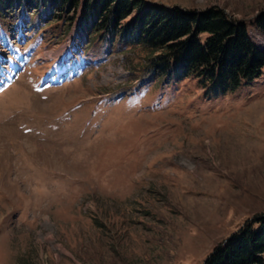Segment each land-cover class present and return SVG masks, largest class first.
<instances>
[{
    "label": "rangeland",
    "instance_id": "obj_1",
    "mask_svg": "<svg viewBox=\"0 0 264 264\" xmlns=\"http://www.w3.org/2000/svg\"><path fill=\"white\" fill-rule=\"evenodd\" d=\"M147 1L222 9L264 48V0ZM75 31L0 14V264H202L264 211V66L207 95Z\"/></svg>",
    "mask_w": 264,
    "mask_h": 264
},
{
    "label": "trees",
    "instance_id": "obj_2",
    "mask_svg": "<svg viewBox=\"0 0 264 264\" xmlns=\"http://www.w3.org/2000/svg\"><path fill=\"white\" fill-rule=\"evenodd\" d=\"M21 7L62 21L67 29L76 22V47L88 48L94 39L139 47L150 72L194 77L207 95L252 81L264 66V48L253 43L246 23L217 7L184 9L147 0H0V14ZM254 24L264 36V10ZM202 264H264V211L243 221Z\"/></svg>",
    "mask_w": 264,
    "mask_h": 264
}]
</instances>
